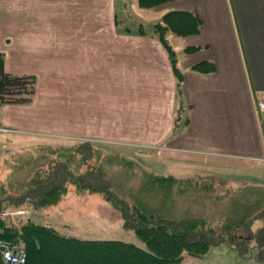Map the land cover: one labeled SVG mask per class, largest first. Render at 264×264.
Segmentation results:
<instances>
[{"label": "crops", "instance_id": "0c3cea01", "mask_svg": "<svg viewBox=\"0 0 264 264\" xmlns=\"http://www.w3.org/2000/svg\"><path fill=\"white\" fill-rule=\"evenodd\" d=\"M92 2L94 12L84 18L82 0H0L6 70L39 79L62 72L64 77L67 70L75 81L81 140L147 143L161 149L162 160L207 175L264 167V115L258 110L264 92V0H171L152 7L195 12L204 20L200 34L180 36L181 98L161 42L122 31L109 9V21L101 25L100 5ZM189 47L198 49L187 52ZM70 54L76 60L66 66ZM204 61L215 70L192 69ZM180 100L184 108L175 124ZM42 115L39 105L4 106L1 122L12 130L4 135L40 126Z\"/></svg>", "mask_w": 264, "mask_h": 264}, {"label": "rangeland", "instance_id": "374dc122", "mask_svg": "<svg viewBox=\"0 0 264 264\" xmlns=\"http://www.w3.org/2000/svg\"><path fill=\"white\" fill-rule=\"evenodd\" d=\"M92 1L95 0H82L84 18L96 8ZM99 5L101 25L106 26L108 23L110 11L112 14L109 17L114 16L112 19L114 25L133 36H139L138 28L141 25L146 29L147 35H152L153 25L164 16L160 14L168 12V10L158 11L152 7H142L136 0H114L111 8L109 0H98ZM169 41L177 52V58L180 59L182 51L178 46H182L180 45L181 37L171 33ZM2 54L6 61L5 53ZM75 60V55H67L66 66H72ZM62 75L63 72L60 77L54 79H39L35 76L36 94L31 104H5L0 107V120L2 109L6 105L20 107L39 105L43 112L40 126L28 130L20 129L12 135L0 134V217L5 218L6 221L15 223L30 217L38 223L53 226L68 236L83 239L122 240L146 249V244L133 229L135 221L131 220L125 227V220L120 212L108 203L101 193L78 190L75 185H70L58 204L39 209L38 214H33L31 207H27L29 204L36 207L32 203L16 207L17 203L22 202L19 196L25 191V185L38 172H42L45 179H52L54 174L59 173L62 184L58 185H67L64 179L76 176L75 173L90 167L103 166V169L109 173L113 191L121 198L126 197L125 199H130L129 192L142 184L144 171L164 177L173 175L180 178H201L193 192L194 199L198 198L192 203H177V206L172 209V215L175 216L177 212L184 214L187 208H191L193 212L208 211V213L222 210L224 204H231L232 193L234 190L240 191L238 188L242 187L244 181L264 182V167L261 166L242 171L224 169L218 174L207 175L198 173L199 171L193 167L175 165L171 163V159L163 158L162 160L158 156L161 149H156L154 145L147 143L101 141L100 144H96L81 140L76 132L77 118L80 117L76 115L77 112L74 109L76 94L73 83L75 81L67 70L64 72V77ZM39 91L42 93L41 96H38ZM100 99L104 100L105 97H101L100 94ZM158 100L161 101V98ZM181 110L182 108L178 106L174 116L175 124L176 116L182 113ZM96 123H98L97 116ZM179 123L181 126L182 123ZM131 161L135 164L128 163ZM223 195L225 200L223 198L217 203L216 200L221 199ZM10 199H13V204H10ZM226 200L227 203H223ZM249 220L248 232L256 233L264 229V214ZM240 238L241 240L232 246L225 241L214 243L203 257L186 255L185 261L181 264H260L257 259L260 251L257 239L243 240L242 235Z\"/></svg>", "mask_w": 264, "mask_h": 264}, {"label": "trees", "instance_id": "16d2710c", "mask_svg": "<svg viewBox=\"0 0 264 264\" xmlns=\"http://www.w3.org/2000/svg\"><path fill=\"white\" fill-rule=\"evenodd\" d=\"M168 1L171 0H139V4L151 8ZM203 27L204 20L198 13L182 10L167 12L162 20L153 25L151 36L158 39L168 52L178 79L179 98L182 94L183 73L169 35H196L202 32ZM138 34L147 35L143 25L139 26ZM197 49L189 47L186 51ZM192 69L212 72L215 65L204 61L194 65ZM36 83L37 79L33 75L9 73L5 57L0 53V107L5 104H31L36 94ZM179 106L183 110L181 100ZM180 119L181 114L178 113L176 124ZM128 163L135 164L133 161ZM101 167H90L75 173L76 176L64 179L63 182L67 185H58L62 184L59 173L54 174L52 179H45L43 173L38 172L25 185V191L19 196L22 202L17 203L16 207L29 203L36 205L27 206L34 211L52 207L62 200L70 185H75L78 190L101 193L120 212L125 220V227L131 220L135 221L133 229L146 244V249L122 240L68 236L55 227L38 223L30 217L15 223L0 217V242L24 245L27 255L25 264H180L186 255L203 257L214 243L225 241L232 246L241 240L242 235L243 240L257 239L260 250L257 259L260 264H264V229L256 233L248 232L249 219L264 214V184L244 181V186L238 188L240 191L234 190L232 193L231 204H224L222 210L208 213L193 212L191 208H187L184 214L176 211L178 214L173 216L172 209L177 203H192L198 198L194 199L193 192L201 178H180L173 175L164 177L144 171L142 184L129 192L130 199H125L126 197L121 198L113 191L109 173ZM224 197L225 195L216 202ZM12 200L10 199V204H13ZM223 203H227V200ZM241 248L242 246L240 250ZM0 264H4L1 248Z\"/></svg>", "mask_w": 264, "mask_h": 264}, {"label": "built area", "instance_id": "2783aa9c", "mask_svg": "<svg viewBox=\"0 0 264 264\" xmlns=\"http://www.w3.org/2000/svg\"><path fill=\"white\" fill-rule=\"evenodd\" d=\"M258 110L264 115V92L258 101ZM12 132L11 129L4 126L0 120V134ZM1 255L4 264H25L27 255L25 247L22 244L8 245L5 242H0Z\"/></svg>", "mask_w": 264, "mask_h": 264}, {"label": "bare ground", "instance_id": "6f19581e", "mask_svg": "<svg viewBox=\"0 0 264 264\" xmlns=\"http://www.w3.org/2000/svg\"><path fill=\"white\" fill-rule=\"evenodd\" d=\"M2 134H6V133H2Z\"/></svg>", "mask_w": 264, "mask_h": 264}]
</instances>
